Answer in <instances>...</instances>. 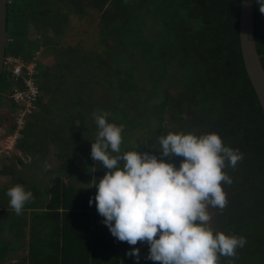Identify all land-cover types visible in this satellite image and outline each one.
<instances>
[{
	"label": "trees",
	"instance_id": "obj_1",
	"mask_svg": "<svg viewBox=\"0 0 264 264\" xmlns=\"http://www.w3.org/2000/svg\"><path fill=\"white\" fill-rule=\"evenodd\" d=\"M8 1L6 58L35 65L39 91L16 148L42 167L52 143L61 165L45 173L51 182L44 192L30 190L33 199L20 215L9 205L8 189L0 190V264H136L127 255L133 248L140 249L139 264H159L146 260V243L116 240L95 203L89 205L96 194L91 183L106 171L91 158L93 113H108L109 123L124 126L121 154L158 149L161 135L178 132L217 133L225 146L238 149L243 159L223 169L233 182L222 184L227 204L213 208L211 227L247 243L219 264H264V111L241 51L242 0ZM91 13L100 16L97 47L77 40L67 46L73 21H92ZM255 37L264 66V13L256 0ZM41 52L53 60L37 61ZM93 76H100L109 100L93 95ZM27 78L25 71L16 80L4 67L1 111L18 110L11 96L27 90ZM9 114L0 113V126L12 136L19 128ZM8 157L0 158V175L25 187L14 166L6 165ZM183 159L172 162L179 167ZM22 239L28 240L21 256Z\"/></svg>",
	"mask_w": 264,
	"mask_h": 264
},
{
	"label": "clouds",
	"instance_id": "obj_2",
	"mask_svg": "<svg viewBox=\"0 0 264 264\" xmlns=\"http://www.w3.org/2000/svg\"><path fill=\"white\" fill-rule=\"evenodd\" d=\"M256 4L264 13V0ZM108 115L93 113L97 134L91 142V158L106 171L98 182L92 181L96 194L89 205L95 203L111 235L131 246L146 243V260L159 264H219L221 256L236 257L246 238L211 227L208 208L226 207L222 184L233 181L223 169L234 168L243 154L225 146L217 133L193 132L161 135L158 149L121 154L124 126L109 123ZM14 135L4 141L5 156L16 148L19 138L13 143ZM175 157L184 158L179 167L172 162ZM6 195L17 215L33 199L21 184L9 188ZM127 255L139 264V248Z\"/></svg>",
	"mask_w": 264,
	"mask_h": 264
},
{
	"label": "rangeland",
	"instance_id": "obj_3",
	"mask_svg": "<svg viewBox=\"0 0 264 264\" xmlns=\"http://www.w3.org/2000/svg\"><path fill=\"white\" fill-rule=\"evenodd\" d=\"M89 16L92 17L91 18L92 21L90 20L85 23L79 22L78 20L73 21V23L76 24V29L73 32V34H70L69 36H67L66 38L67 46L75 45L76 40H77L78 42L80 41L81 44L87 48L97 47V44L99 43L97 32L99 30L100 16L97 14H93V13L89 14ZM82 26L84 27V29H86V33H83V30H82L83 28L81 29ZM32 38H34V36H32ZM36 60L41 63H45L46 61L51 62L53 59H52V55L44 54L43 52H41L37 55ZM30 66H33V65H30ZM98 77L100 76H96V77L93 76L89 80V85H90L89 88L92 90L93 95H95V97H100L101 99L107 98L109 100L110 91H107L106 88L103 87L102 81L100 83L101 78H98ZM32 109H29L28 113H31ZM18 111L19 110H17L14 114L13 113L11 114L9 109L5 108L3 111L0 110V113H5L4 116H7V114L10 113L9 115L13 117L15 116L17 117L16 113H18ZM42 124L45 125V122H43ZM6 128L7 127L4 125L0 126V141H1L0 142V158L1 159L2 158L6 159V157H8V156H5V152L8 151L7 143H5L6 137L7 136L9 137V135H7L6 133ZM20 135L21 134L18 129V132H17L18 138H20ZM138 135L139 136H135L134 139L128 138L126 145L135 144L136 141L139 139V137L142 136V134L141 135L138 134ZM130 136L132 137V135ZM28 144L29 146L32 145V143H28ZM36 153H37V158H40L41 154L38 151ZM9 156H10L8 157L9 161L6 162V165H8L9 167L11 165L14 166V168L16 169L15 171L18 174L19 181L26 184L25 186L26 190L32 189L33 192L38 193V194H41L42 192H44L46 188L50 185L51 175L45 174V173L50 170L59 169L61 165V161L56 156V147L52 143H50L48 146V152H47V155H45V163L42 167L40 163L41 161L39 160L32 161V158L30 156L27 159H25L22 152L17 150V148H14ZM18 157H20V159L23 160V163L27 164V166L22 167L23 165H21L20 161H18L17 159ZM0 166L2 167V163H0ZM13 182H14L13 178L10 175H0V190L2 189L4 190L5 188L9 189L13 187L15 185V184L13 185ZM208 211L210 215L212 216V220L210 222V224L212 225L214 209L211 206H209Z\"/></svg>",
	"mask_w": 264,
	"mask_h": 264
},
{
	"label": "water",
	"instance_id": "obj_4",
	"mask_svg": "<svg viewBox=\"0 0 264 264\" xmlns=\"http://www.w3.org/2000/svg\"><path fill=\"white\" fill-rule=\"evenodd\" d=\"M8 0H0V80L4 70L8 43L7 11ZM241 51L248 77L255 89L264 111V66L255 37V0H242L240 10ZM24 158L28 157L24 155ZM21 165H25L23 160Z\"/></svg>",
	"mask_w": 264,
	"mask_h": 264
},
{
	"label": "built area",
	"instance_id": "obj_5",
	"mask_svg": "<svg viewBox=\"0 0 264 264\" xmlns=\"http://www.w3.org/2000/svg\"><path fill=\"white\" fill-rule=\"evenodd\" d=\"M6 65L8 66L9 70H11L16 80L24 78L25 71H27V74L30 77L25 79L27 90L22 91L17 89L11 96L12 100L18 105L19 111L17 113L16 123L18 128L21 129L25 125V117L28 114V110L32 107V102L36 100L39 94L38 88L36 87L35 81L32 77L34 74L35 65L25 66L21 60L12 57L5 59V66ZM17 138L18 136L15 134L13 137V143H15Z\"/></svg>",
	"mask_w": 264,
	"mask_h": 264
},
{
	"label": "crops",
	"instance_id": "obj_6",
	"mask_svg": "<svg viewBox=\"0 0 264 264\" xmlns=\"http://www.w3.org/2000/svg\"><path fill=\"white\" fill-rule=\"evenodd\" d=\"M28 239H22V242H21V245H23L22 246V248H23V251H21L19 254H21V256L22 255H26V246H27V244H26V241H27Z\"/></svg>",
	"mask_w": 264,
	"mask_h": 264
},
{
	"label": "bare ground",
	"instance_id": "obj_7",
	"mask_svg": "<svg viewBox=\"0 0 264 264\" xmlns=\"http://www.w3.org/2000/svg\"><path fill=\"white\" fill-rule=\"evenodd\" d=\"M33 63V62H32Z\"/></svg>",
	"mask_w": 264,
	"mask_h": 264
}]
</instances>
